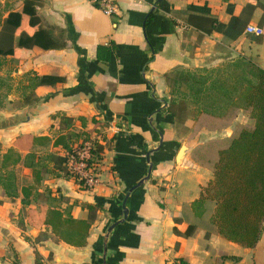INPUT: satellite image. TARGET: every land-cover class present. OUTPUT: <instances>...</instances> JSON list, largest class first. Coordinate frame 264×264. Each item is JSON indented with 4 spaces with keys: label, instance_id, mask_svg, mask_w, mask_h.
I'll return each instance as SVG.
<instances>
[{
    "label": "crops",
    "instance_id": "crops-1",
    "mask_svg": "<svg viewBox=\"0 0 264 264\" xmlns=\"http://www.w3.org/2000/svg\"><path fill=\"white\" fill-rule=\"evenodd\" d=\"M25 1L0 0L2 17L21 12ZM33 1L57 47L33 45L27 58L16 60L6 55L0 79L14 84L0 107V159L27 134L51 140L66 134L80 141L83 132L99 129L105 139L100 138L97 182L89 189L64 177L60 161H45L53 173L43 172L38 184L23 164L11 167L18 193L8 197L0 185V264H264V220L255 246L244 247L221 236L211 223L214 200H205L200 216L191 208L212 178L192 159L191 150L250 122L248 113L239 110L227 127L201 128L189 137L195 108L189 107L191 115L177 127L167 111L171 94L165 79L177 68L230 74L234 62L247 60L264 69V34L244 28L230 39L215 30L205 32L210 28L205 18L227 24L248 0H229L232 13L223 0H118L119 13L112 17L87 0ZM261 14L255 7L248 24H258ZM19 38L15 35V45ZM111 43L110 60L99 61L97 47ZM27 72L59 80L36 86L37 100L23 104V91L16 86ZM183 144L186 149L177 158ZM32 149H47L60 158L65 154L52 144L18 148L22 155ZM23 185L33 186L27 205L21 202ZM88 204L95 211L89 212ZM52 206L77 219L90 215L85 245L59 240L45 224H28L29 211L40 217ZM189 226L193 231L185 235Z\"/></svg>",
    "mask_w": 264,
    "mask_h": 264
},
{
    "label": "trees",
    "instance_id": "trees-1",
    "mask_svg": "<svg viewBox=\"0 0 264 264\" xmlns=\"http://www.w3.org/2000/svg\"><path fill=\"white\" fill-rule=\"evenodd\" d=\"M223 1L228 2V9L232 13L233 5L229 0ZM255 7L262 9L257 25L264 34V4L259 0H248L243 11L239 15H232L227 24L214 17L205 18L210 27L205 32L215 30L225 37L236 39L247 26ZM150 17L152 15L147 21ZM15 35L20 36L18 45L14 44ZM53 41L50 32L42 27L36 15L33 0H26L21 12L11 11L5 17L0 13V68L6 62V55H12L15 60L27 58L33 45L57 47ZM114 50V43L109 46L99 45L96 49L97 59L109 61ZM235 69L241 71L235 72ZM165 79L171 94L167 111L173 115L177 127L183 125L190 112L189 107L195 108L194 125L189 137H194L201 128L216 131L227 127L239 110L248 113L250 122L238 123L229 135L208 139L191 150L192 159L212 172V178L201 186L199 196L193 200L191 208L195 215L200 216L205 200H214L215 208L210 221L215 224L218 233L241 246H255L264 220V69L247 60L234 62L230 74L222 70L192 73L177 68L167 73ZM58 80L56 76L27 72L19 77L16 89L23 91V104H30L37 100L33 93L36 86L55 84ZM1 85L8 90L12 88L11 84L2 79ZM92 132H83L84 139L80 141H74L66 134L58 135L54 140L46 135L29 134L16 138L15 147L7 148L0 159L3 194L15 197L18 193L11 167L23 164L31 170L34 183L38 184L43 178V172L53 173L48 169L46 160L63 162L60 169L63 176L74 179L81 188L89 189L77 173L69 171L67 160L74 152V146L81 147L83 141L92 137ZM96 135L105 139L101 131H97ZM93 143V157L86 161L89 167L98 164L101 159L100 139L94 138ZM49 144L53 147L61 146L65 152L64 157L60 158L47 149L41 153L32 149L24 155L18 150L26 146L47 147ZM32 188V185L20 188L24 205L30 202ZM87 208L93 212L96 206L88 204ZM28 224H45L59 240L72 246H83L91 217L89 215L77 219L68 210L52 206L46 208L40 217L29 211ZM193 228L189 226L184 234H191Z\"/></svg>",
    "mask_w": 264,
    "mask_h": 264
},
{
    "label": "built area",
    "instance_id": "built-area-1",
    "mask_svg": "<svg viewBox=\"0 0 264 264\" xmlns=\"http://www.w3.org/2000/svg\"><path fill=\"white\" fill-rule=\"evenodd\" d=\"M89 3L97 7L107 16H113L119 13L118 0H87ZM245 31L255 35L263 34L262 29L257 24H247ZM94 138L100 139L99 135H94L91 138L83 141L81 147L74 146V152L68 156L67 165L71 172L77 173L84 183L92 188L97 182L98 164L87 166L86 161L91 159L92 150L94 149ZM173 264H183L176 260Z\"/></svg>",
    "mask_w": 264,
    "mask_h": 264
},
{
    "label": "rangeland",
    "instance_id": "rangeland-1",
    "mask_svg": "<svg viewBox=\"0 0 264 264\" xmlns=\"http://www.w3.org/2000/svg\"><path fill=\"white\" fill-rule=\"evenodd\" d=\"M231 67H232V66H231ZM228 68H229V67H228ZM225 71H226V70H225ZM240 71H241V69H235V72H240ZM220 72H221V70H220ZM0 77H1V76H0ZM2 79H3V78H2ZM6 80H7V82H5V83L14 84V82H12V81H8V78H7ZM6 92H8V89L1 85V87H0V101H1V104H2V105H3V103H5V101L7 100V98H6V96H5ZM189 111H190V110H189ZM189 113H190V115H191V112H189ZM189 113H188L186 116H188ZM95 131L97 132V131H100V130H99V129H95ZM94 135H96V134H95V133H92V136H94ZM81 138L84 139V136L81 137ZM15 171H16L17 175H19L20 171L17 170V169H16ZM26 182H27V179H26Z\"/></svg>",
    "mask_w": 264,
    "mask_h": 264
},
{
    "label": "water",
    "instance_id": "water-1",
    "mask_svg": "<svg viewBox=\"0 0 264 264\" xmlns=\"http://www.w3.org/2000/svg\"><path fill=\"white\" fill-rule=\"evenodd\" d=\"M185 149H186V146H185L184 144L181 145V147L179 148V150H178V152H177V158H181V157H182V155H183Z\"/></svg>",
    "mask_w": 264,
    "mask_h": 264
}]
</instances>
